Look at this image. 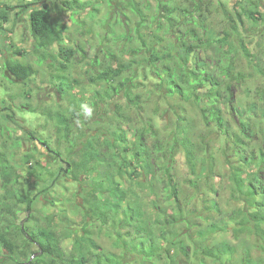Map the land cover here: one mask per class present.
Segmentation results:
<instances>
[{"label":"trees","instance_id":"1","mask_svg":"<svg viewBox=\"0 0 264 264\" xmlns=\"http://www.w3.org/2000/svg\"><path fill=\"white\" fill-rule=\"evenodd\" d=\"M69 1L64 3L75 10L86 9L88 5L79 0ZM49 2L32 0L7 6L0 12V27L16 8H30V29L35 40L42 47L60 44L64 39V26L59 21L62 8L53 7ZM241 2L242 10L236 12V18L231 13L226 15L230 28L224 29L222 35L214 33L213 0H155L152 13L151 0H129L125 7L137 17L136 26H132L127 12L116 13L115 24L123 31L111 40L115 44L124 40L119 54L132 55L130 65L112 66L118 54L107 45L96 51L91 59L94 68L91 80L103 83L105 93L95 92L93 110L83 108L81 96L70 108L42 109L41 113L55 127L58 148L45 138H36L32 132L28 134L62 160L65 158L59 149L61 143L65 142L72 150L65 160L67 168H60L52 175L56 173L54 178H57L65 173L80 183L82 192L77 194L82 198L73 207L82 220L74 226L66 210L60 211L61 229L54 214L36 215L35 202L46 191L45 188L40 190L41 194L34 191L35 181L43 179V167L32 153L19 156L18 150L23 146L20 138H14L10 145L2 142L0 264H236L233 259L240 251L242 262L239 264H264V115L259 111L262 106L258 101L252 104L253 108L243 109L235 90L252 77L239 68L240 54L252 66L260 67V71L263 68L245 42L230 52L224 49L230 48L232 31L237 23L244 24V16L254 22L262 16L258 4L252 3L246 9ZM211 46L219 48L221 55L218 61L222 64H217V68L203 59L186 62L195 51L207 52ZM79 47L81 52L85 51ZM59 55L60 59L51 54L43 58L59 60L58 70H68L74 50L61 49ZM146 64L158 79L159 92L180 96L198 109L205 126L216 124L222 128L230 149L226 156L230 199L243 200L245 207L225 216L219 202L202 192L204 182L208 192L216 193L210 181L216 157L208 151L205 134L196 133L185 119L179 118L176 129L164 137L152 118L141 113L142 96L134 93L139 86L136 70ZM4 68L7 79L23 84H28L36 73L31 64L18 61H6ZM126 72L133 74L125 76ZM58 79L60 92L64 94L79 84V80H70L61 74ZM122 97L130 108L138 106L135 123L125 107L114 108L113 100ZM225 107L236 119L237 131L231 129ZM136 123L141 126L137 127ZM179 151L186 157L190 194L176 171ZM72 154H77V158ZM202 154L205 158L200 160ZM144 161L147 169L141 176ZM21 166L27 168L24 175ZM199 197L202 210L195 207L194 200ZM48 201L54 205L52 200ZM198 211L214 212L218 217ZM23 212L26 216L19 221ZM228 221H233L235 226L231 227ZM227 231L235 242L209 243L214 235ZM98 233L111 236L113 246L120 252L106 250L95 238ZM250 236L254 238L253 243L248 239ZM66 238L73 241L70 253L63 247ZM256 248L262 251L261 257H253L252 250ZM224 256L227 261L223 260Z\"/></svg>","mask_w":264,"mask_h":264},{"label":"rangeland","instance_id":"2","mask_svg":"<svg viewBox=\"0 0 264 264\" xmlns=\"http://www.w3.org/2000/svg\"><path fill=\"white\" fill-rule=\"evenodd\" d=\"M69 0H50L49 4L59 6L62 8L59 21L64 26V39L60 44L42 47L40 43L32 36L30 29V8L18 7L15 11L9 13L8 21L4 22L0 27V144L7 142L11 144L14 138H20L23 146L18 150L19 156L32 153L37 161L43 167V179L35 181V194H41V189L45 188L43 195H40L35 202L36 215L41 214H54L57 218L56 222L59 228L63 229L58 218V212L66 210L69 216V222L74 226L80 223L82 218L73 205L80 202L77 192H82L80 183L71 179L65 173L59 177L54 178L52 172H57L60 168H67L66 159L68 154H71L70 149L67 148L65 142L61 143L59 149L63 153L65 159L50 154L42 144L33 139L30 132L35 134L36 138H45L54 148H58V135L55 132V127L45 115L41 113L42 109L47 106L54 108L61 107L63 109L70 108L74 100L81 96L84 100V107L86 111L93 110V95L97 90L105 93L103 83H93L91 75L93 67L91 59L96 51L101 50L106 45L111 47L117 52L118 57L112 61V66L119 64L130 65L132 55L119 54L120 49L124 44V40H119L115 44L111 39L115 38L123 31L119 24H115L114 16L119 11L127 12L131 19L132 26H136V18L133 13L127 11L125 4L129 0H79L82 3H87L86 9L75 10L68 8L64 3ZM21 2H32V0H0V12H3L7 6L20 5ZM224 5L221 6L219 3ZM240 0H213V7L215 9V16L212 19L214 26V33L222 35L224 29L230 28L227 23L226 15L231 13L233 18H236V12H240L242 6ZM70 3V1L68 2ZM252 3L258 4V11L261 17L256 22L249 20L244 16V24L237 23L236 29L232 31L230 48H224L229 51L233 47L240 46L241 42H245L250 48L251 52L257 56V61L260 62L263 71L260 67H254L248 63V60L240 54L239 68L245 73L252 74L247 83L241 88H235L238 102L243 106V109L253 108V103L259 102L262 106L259 111L264 115V0H247L241 2L245 5L246 9L252 7ZM40 5V4H39ZM155 0H151V13L155 9ZM34 7H37L36 5ZM95 8V9H94ZM122 9V10H121ZM151 26V25H150ZM152 28L154 26H151ZM234 25H232V28ZM147 30V29H146ZM114 34H111L112 32ZM148 36L145 39L148 41ZM108 38V39H107ZM138 42V41H137ZM137 45L136 43H134ZM84 48V52L80 51V47ZM131 46V44H130ZM128 46V48L130 47ZM74 50V55L71 57L70 67L68 70L59 71V60L53 61L52 59L43 58V55L51 54L60 59V50ZM218 49L214 46L209 47L207 52L197 50L187 57L189 63L196 62L203 59L205 62L210 63L213 68L220 65L218 60L221 55ZM255 60V62H256ZM21 62L24 64H31L35 70V75L31 78L28 84L20 82H11L5 76V62ZM253 62V63H255ZM263 72V73H262ZM136 80L139 86L135 89L134 93H140L143 100V109L141 113L146 117H151L156 128H158L164 137H168L175 129L179 118L185 119L186 123L190 125L196 133H202L206 136V142L209 143L208 151L212 152L215 159L214 175L211 178V184L216 188V193H210L206 190L204 182H202V192L206 193L210 198L216 199L225 216L232 210L245 207L243 200L230 199V179H229V165L226 156L229 154L228 142L226 136L222 132L219 125L212 124L210 127L205 126L203 123L198 109L191 103L184 101L180 96H168L164 91L159 92L158 79L153 75L151 66L148 64L140 66L136 70ZM10 74V73H8ZM68 77L70 80H79V84H75L73 91L61 93L59 88L58 75ZM132 72H126L125 76H130ZM14 79V76L10 77ZM150 96V97H149ZM114 101V108L123 106L134 119L137 120L138 106L127 105L125 97L116 99ZM250 106V107H249ZM9 108V109H4ZM85 112V111H84ZM224 114L226 119L231 124V129L237 131L238 124L229 109L225 107ZM12 117L13 119L9 118ZM135 123V122H134ZM137 127L141 126L136 123ZM96 125V124H95ZM78 126V122H76ZM97 126V125H96ZM4 132V133H3ZM153 140L149 139V143ZM86 145L88 142L86 140ZM83 151L85 149L83 148ZM78 154V153H77ZM77 154H72L76 159ZM205 158L203 154L200 160ZM176 171L181 180H184V187L188 194L192 193V188L186 182L190 174L186 164V157L183 151H179L176 155ZM54 163H50V161ZM206 160V159H204ZM20 160L18 161V163ZM48 162V164H47ZM202 163V162H201ZM146 161H144V165ZM152 164V162H151ZM254 168V167H253ZM147 165L141 170V176L146 173ZM249 170H252L249 169ZM248 170V171H249ZM22 175L27 171L25 166L20 167ZM54 180V181H53ZM124 187L127 186L126 182H122ZM1 188V180H0ZM47 188V189H46ZM1 191V189H0ZM201 196V195H200ZM52 200L54 205H51ZM149 200V199H148ZM195 207L202 210V198L199 197L194 200ZM199 214H212L218 217L214 212H199ZM26 214L23 212L19 221L25 218ZM200 216V215H199ZM228 219V217H226ZM72 220V221H71ZM204 220V219H202ZM231 227L235 226L233 221H228ZM204 225V223H203ZM95 238L104 246L108 251L119 253L120 250L113 246V238L107 233H98ZM245 238V236H244ZM251 243L254 242L253 236L248 237ZM229 240L235 242L231 233L220 232L214 235L209 243ZM72 238H66L63 242V247L67 253H70L72 247ZM241 251L237 253L234 263H241ZM254 258L261 257L262 251L258 248L252 250ZM224 261L227 257L224 256ZM189 264V263H188ZM209 264H212L211 262Z\"/></svg>","mask_w":264,"mask_h":264},{"label":"water","instance_id":"3","mask_svg":"<svg viewBox=\"0 0 264 264\" xmlns=\"http://www.w3.org/2000/svg\"><path fill=\"white\" fill-rule=\"evenodd\" d=\"M10 77H12V75Z\"/></svg>","mask_w":264,"mask_h":264}]
</instances>
